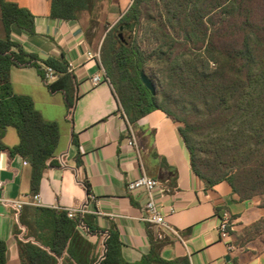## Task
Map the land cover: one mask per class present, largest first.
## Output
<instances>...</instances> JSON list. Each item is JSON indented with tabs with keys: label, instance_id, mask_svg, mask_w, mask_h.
Listing matches in <instances>:
<instances>
[{
	"label": "trees",
	"instance_id": "16d2710c",
	"mask_svg": "<svg viewBox=\"0 0 264 264\" xmlns=\"http://www.w3.org/2000/svg\"><path fill=\"white\" fill-rule=\"evenodd\" d=\"M101 2L50 0L51 16L80 20L85 12L94 15ZM0 8L6 33L0 38V139L8 127L20 138L15 148L0 147L9 157L18 154L29 163L31 194H36L45 170L67 166V157L56 155L59 124L44 119L32 98L14 93L11 69L38 68L51 92L65 94L70 121L76 81L64 59L41 61L12 41L13 25L34 34L30 10L7 0H0ZM144 30L156 42L162 63L156 76L148 73L149 55L138 41ZM100 56L129 125L163 110L180 123L193 171L207 186L228 181L241 199L264 194V0H133L107 33ZM44 65L53 68L56 81H48ZM142 73L151 79L155 94L142 82ZM158 88L171 91L191 112L180 117L178 110L161 104ZM201 126L222 130L209 141V156L202 155L205 151L189 134ZM228 168L236 171L228 173ZM85 186L90 200L91 185L85 181ZM11 210L22 264H190L187 258L163 259L155 242L140 261H127L119 231L102 230L87 212L70 217L65 209L40 206ZM90 236L102 239L100 248ZM6 253L0 239V264H6Z\"/></svg>",
	"mask_w": 264,
	"mask_h": 264
},
{
	"label": "crops",
	"instance_id": "0c3cea01",
	"mask_svg": "<svg viewBox=\"0 0 264 264\" xmlns=\"http://www.w3.org/2000/svg\"><path fill=\"white\" fill-rule=\"evenodd\" d=\"M35 15V32L18 25L11 28V39L39 60L64 59L73 66L75 76L74 111L67 119V99L63 92H51L38 68L13 66L11 82L14 93L33 99L47 121L60 126L61 138L56 155L65 154L67 166L45 170L40 183L41 206L55 209H86L102 230L116 228L123 243V257L138 262L150 253L153 243L160 256L168 261L187 258L190 264H264V232L255 234L251 227L263 216L252 199H241L228 181L212 187L192 168L190 151L180 133V123L161 109L143 116L129 132V122L121 110L110 81L95 84L93 77L101 71L87 40L82 20L65 21L51 16L50 0H7ZM132 0H117L120 6ZM6 35L1 21L0 38ZM56 77L50 81L54 82ZM134 141L135 144L130 142ZM8 148L20 143L17 130L8 127L0 139ZM16 154L9 157L0 147V239L7 245L6 264H22L15 237V219L9 200L31 194V167ZM142 173L164 181L166 194L154 198L163 208L167 222L181 238L143 220L145 191L133 193L129 181ZM85 181L91 185V198ZM171 209H175L171 213ZM228 210L233 230L228 242L221 238V214ZM254 233V234H253ZM252 234V235H251ZM101 246L102 239L90 236Z\"/></svg>",
	"mask_w": 264,
	"mask_h": 264
},
{
	"label": "rangeland",
	"instance_id": "374dc122",
	"mask_svg": "<svg viewBox=\"0 0 264 264\" xmlns=\"http://www.w3.org/2000/svg\"><path fill=\"white\" fill-rule=\"evenodd\" d=\"M127 6L128 4L120 6L119 4H117V0H102L94 15H90L88 12H85L82 15L81 20L83 22L85 34L90 47L94 51L101 50V46L104 43L107 33L120 20L123 10ZM138 41L144 48L146 54L149 55V62L147 63L148 73L150 75L156 76L162 71V63H160V60L157 57L156 42L150 38L149 33L145 30L140 32ZM103 68L105 69L104 66ZM159 102L166 105L170 109L178 110L177 112L180 117H185L191 112L190 108H188V106H186L183 101L177 100V98L172 95L171 91L164 88L159 89ZM199 117L200 113L197 114L198 119ZM202 119H205V117H201V120ZM220 131L222 130H220L219 128H206L205 126H201L194 131H190L189 134L196 147H198V149L202 151H205L202 153V155L209 156V154L212 153V148L208 147V143L211 139L216 138L215 133ZM231 171L236 170L235 168H228L226 170V172L228 173H230ZM252 200L257 210L262 211L263 214L261 219H259L251 227L252 231L255 234H259L260 232H264V194L256 195Z\"/></svg>",
	"mask_w": 264,
	"mask_h": 264
},
{
	"label": "built area",
	"instance_id": "2783aa9c",
	"mask_svg": "<svg viewBox=\"0 0 264 264\" xmlns=\"http://www.w3.org/2000/svg\"><path fill=\"white\" fill-rule=\"evenodd\" d=\"M89 58L97 59L101 64L100 50L95 53L89 52ZM69 68L70 70H72L73 66L69 65ZM44 69L46 71V78L48 79V81H52L56 77L55 71L53 70V68L45 65H44ZM105 81H110V80L107 77L106 71L101 64V71L93 77V82L95 84H99ZM129 126H130L129 132L132 134L133 133L132 125ZM130 143L135 144L134 141H131ZM25 164H28V162L26 161ZM2 186L3 183L0 181V189L2 188ZM127 189L131 193L138 190H143L146 192L148 199L143 208L144 221H146L151 225L158 226L161 229H164L165 231H168L175 238H181L179 231L167 222L166 215L163 212V208L161 207L160 204L157 203V201L154 198V194L156 192H159L161 194L167 193L168 187L164 181L153 178L146 173H142L137 179L128 182ZM7 203L10 207L12 206L19 210H22L24 206H41V195L39 193H36L28 197H25L23 199L9 200ZM67 211L70 217H74L77 213L87 212L86 209H79V210L70 209ZM174 212L175 209H171V213ZM232 230H233L232 215L228 210H224L223 213L221 214V222L219 225L221 238L224 241L228 242ZM228 247L230 250H233L235 248V246L229 242H228Z\"/></svg>",
	"mask_w": 264,
	"mask_h": 264
},
{
	"label": "water",
	"instance_id": "95a60500",
	"mask_svg": "<svg viewBox=\"0 0 264 264\" xmlns=\"http://www.w3.org/2000/svg\"><path fill=\"white\" fill-rule=\"evenodd\" d=\"M120 37L122 38V34H120ZM141 79H142V82L144 83V85L153 93L155 94V87L151 81V79L145 74V73H142L141 74Z\"/></svg>",
	"mask_w": 264,
	"mask_h": 264
}]
</instances>
